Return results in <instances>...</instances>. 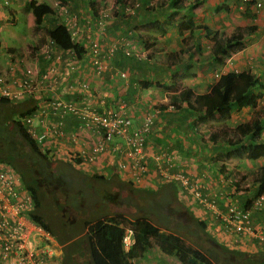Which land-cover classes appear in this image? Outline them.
Here are the masks:
<instances>
[{"label": "crops", "instance_id": "obj_1", "mask_svg": "<svg viewBox=\"0 0 264 264\" xmlns=\"http://www.w3.org/2000/svg\"><path fill=\"white\" fill-rule=\"evenodd\" d=\"M26 1L0 0V32H3L0 35V65H5L7 56L12 55L28 59L40 72L52 64L56 65L57 72L54 74L58 81L51 82L49 78L42 83L37 98L50 93L49 87L60 82L67 86L73 84L74 92L71 95L84 99L90 94L91 103L97 98L104 99L106 104L110 102L109 99L113 98L114 101L118 97L123 98L128 102L129 114L137 122L146 110L149 111L148 107L156 110L149 134L145 138L149 169L144 178L142 177V183L132 181L128 170L117 166L116 160L123 159L120 151L103 153L94 162L82 161V156L93 143L95 134L78 129V117L72 112L63 114V117L50 115L48 118L49 123L61 119L62 128L66 131L75 130L78 137L76 141L67 136L60 138L53 154L55 157L70 161L74 158L77 160L75 166L87 173H101L110 179H128L133 185L141 184L145 188L162 186L168 191L167 187L171 185L176 189L177 200L196 217L203 219L211 230H214V225L223 224L221 215L226 211L229 202L240 207L249 204L255 190L254 168L264 164V155L247 157L245 152L240 151V144L247 142L246 135L235 132L231 139H227L223 137L220 129L234 130L236 125L250 120L255 111L260 118H264V38L261 32L264 4L256 11L251 3H242L241 0H174L175 3H170L169 0H35L49 4L53 9L52 15H44L35 26L31 13L24 7ZM135 1L139 3L137 7L132 6ZM125 6H130L129 13L125 11ZM101 12L108 13V16H105L103 24L99 26L95 20ZM73 14L77 17L79 29L72 39L80 43L83 50L88 47L92 38L103 41L102 49L106 43L121 39L132 50L139 48L138 50L145 51L147 58L133 60L124 56L122 48H118L109 60L110 67L95 73L92 66L87 64L88 57L85 53L76 55L72 48L62 49L49 41L47 28L51 23L61 21L67 25ZM17 19L25 22L28 38L14 27ZM188 20L194 27H187ZM180 21L185 27L178 30L177 24ZM204 25L221 34H228L245 25L251 26V30L244 35L240 50L232 52L222 64H216L209 54L212 40L211 35L205 33L202 27ZM127 31L131 32L130 38L125 35ZM135 32L140 34V38L133 35ZM9 39L15 42L9 43ZM13 43H20L19 49ZM46 49L50 56L46 55ZM57 53L62 58L72 55L73 67L69 68L63 59L55 61L52 57ZM117 61H125L123 64L128 70L127 79L114 76L111 72L113 68H119ZM230 70H249L259 77V87L252 89L258 92L254 108L235 107L230 109L227 118L216 117L193 123V113L184 103L179 109L165 106L174 85L179 86L176 90L190 87L194 92L201 93L206 91L208 83L219 73ZM140 80L147 81L148 85L144 86ZM82 82L90 88L78 85ZM139 94L142 95L137 98ZM143 102L145 107L140 108ZM160 105H164V108ZM259 137L264 140V128ZM157 153L171 155L178 168L172 167L170 171L180 169L191 175L200 194L212 201L213 205L210 207L198 202L191 192L179 190L175 182L162 181L153 168L152 157ZM231 175L236 176L234 184H237V189L236 185L228 182ZM93 179L96 178L88 180L89 185L95 184ZM88 190L91 191L92 188L88 187ZM97 212L104 214L100 209ZM250 216L255 224L264 223V201L260 208L251 211ZM220 240L229 246L248 251L264 249V243L244 235L238 236L236 233L228 232V241L222 238ZM247 240H250L251 246L250 243L246 245ZM54 243L56 252L48 264L60 262L62 246L57 241ZM73 257L83 258V263L87 264V256ZM134 263L180 264L174 255L158 247H150L143 255L130 258V264ZM0 264L10 263L0 259Z\"/></svg>", "mask_w": 264, "mask_h": 264}, {"label": "trees", "instance_id": "obj_2", "mask_svg": "<svg viewBox=\"0 0 264 264\" xmlns=\"http://www.w3.org/2000/svg\"><path fill=\"white\" fill-rule=\"evenodd\" d=\"M171 1L174 0H169L170 3ZM138 4L136 2L132 6L137 7ZM24 7L31 13L35 26L41 22L44 15L53 14L52 7L45 2L27 0ZM126 7L125 11L129 13ZM189 21L186 23L189 25L187 27H194ZM184 25L183 22H178V30L185 27ZM202 27L207 35H211L209 54L216 64H222L230 53L240 50L244 35L251 30V26L245 25L233 29L228 34H221L205 25ZM130 33L127 31L125 35L130 38ZM47 34L57 47L72 48L76 55L83 52L82 45L71 38L68 28L61 21L52 22L47 28ZM133 35L140 38L138 32ZM121 42L116 49L122 48L124 56L133 60L147 58L143 50H132L126 45V41ZM124 48H128L129 52H124ZM123 63L117 61L116 65L125 72V77L121 79H127L128 70L124 68L126 65ZM140 82L144 86L148 85L147 81ZM259 85V77L255 73L249 70H230L219 73L208 83L206 91L201 93L194 92L190 87L172 89L165 106L171 104L174 109H179L184 103L193 113V123L205 122L216 117L227 118L231 108L242 106L254 108L258 92L252 89L258 88ZM34 101V98L17 101L0 97V160L8 162L12 169L19 172L24 185L30 191L33 201L30 217L48 230L61 244L58 264H76L74 254L87 256V264L88 262L130 264V258L143 255L152 246L153 241L159 249L174 255L180 264H264V249L248 251L216 240L209 233L206 222L192 214L177 200L176 189L171 185L167 187L168 191H165L171 198L170 203L175 202V205L167 211L168 217L178 222L192 223L195 229L189 233L198 237L196 240L202 248L190 245L179 235L160 230L149 220L138 215L127 220L126 224L134 231V242L125 250L121 243L123 234L121 224L125 223L123 216L98 214L94 208L92 210L86 207L87 202L91 204L103 200L106 203L111 198V195L105 194L93 197L92 191L88 190V187H92L88 180L96 178L107 182L110 178H105L101 173H87L69 161L52 157L46 150L38 147L18 119L34 108ZM160 106L164 108V105ZM263 128L264 118H260L255 111L250 120L236 125L234 129L236 131L228 128H221L220 131L227 139H231L235 132L246 135L247 142L240 144V151L245 152L249 158H256L264 155V140L259 137ZM115 181L123 180L116 178ZM253 181L254 196L264 192V164L254 168ZM127 183L133 192L142 191L147 194L155 192L153 189L132 187L130 181ZM49 204L56 208H50ZM54 210L59 213L52 218L50 213ZM206 237L209 239L207 246L202 244L206 240H201Z\"/></svg>", "mask_w": 264, "mask_h": 264}, {"label": "built area", "instance_id": "obj_3", "mask_svg": "<svg viewBox=\"0 0 264 264\" xmlns=\"http://www.w3.org/2000/svg\"><path fill=\"white\" fill-rule=\"evenodd\" d=\"M241 2L251 3L256 11L264 4V0H241ZM126 9L130 10V6ZM106 15L108 16V13H99L95 20L97 25L103 24ZM66 26L71 38L74 37L79 29L75 14L71 16ZM261 32L264 38V20L261 22ZM49 41L52 42L51 39ZM121 41L120 39L106 43L105 48L102 49L103 41L92 38L81 54L85 53L88 57L87 64L92 66L95 73H100L104 68L110 67L109 60L114 50L121 45ZM45 51L46 55L50 56L48 49ZM124 52L128 53V48H124ZM52 58L55 61L63 59L69 68L73 67L72 55L62 58V55L57 53ZM55 72L57 67L54 64L40 72L28 59L20 55L7 56L5 65H0V97L17 101L27 98L35 100L34 108L21 117L25 132L37 142L39 147L54 153L60 138L67 136L70 140L76 141L78 137L75 130L66 131L62 128L61 119L49 123L48 118L50 115L63 117V114L72 112L78 117V129H85L88 133L95 134V139L88 151L83 154L82 161L94 162L103 153L120 151L123 159L116 160L117 166L125 167L132 181L142 183V177L144 178L149 169L145 135L150 130L156 110L148 107L149 111L146 110L141 120L137 122L129 114L128 102L123 98L118 97L114 101L113 98L109 99L110 102L107 104L104 99L97 98L91 103L90 94L84 99L71 95L74 92L73 84L67 86L60 82L48 86L50 93L37 98L42 83L49 78L51 82L58 81ZM111 72L119 78L125 77L124 70L120 68H113ZM78 85L82 88H90L85 82ZM168 108H172V105L168 104ZM152 158L153 168L162 181L175 182L179 190L191 192L198 202L205 206L213 205L212 201L200 194L191 175L180 169L175 172L170 171V168L177 167L171 155L157 153ZM71 162L76 164L77 160L73 158ZM235 181V176L228 177L229 183L234 184ZM263 201L264 195L259 193L246 207L229 202L226 211L221 215L223 227L238 236L244 235L264 243V223L255 224L250 216L251 211L260 208ZM32 209L31 194L24 186L20 175L6 162L0 160V259L3 261L8 260L10 264H48L56 252L55 238L30 217ZM122 242L126 248L132 244L131 227H125Z\"/></svg>", "mask_w": 264, "mask_h": 264}, {"label": "rangeland", "instance_id": "obj_4", "mask_svg": "<svg viewBox=\"0 0 264 264\" xmlns=\"http://www.w3.org/2000/svg\"><path fill=\"white\" fill-rule=\"evenodd\" d=\"M9 25H13V24H9ZM24 25H25L24 21L19 22V20L17 19L16 25L14 27L17 28V30H20V32L26 35L25 37L28 38V31L25 30ZM1 34H3V32H0V35ZM4 37L7 39V36ZM12 41L14 40H10V39L8 40L9 43ZM13 44L16 45V47L19 49L20 43H13ZM178 87H179L178 85H174L173 89H176ZM140 95L142 94L137 95V98H139ZM137 102L138 100L136 101V103ZM143 106L145 107V102L141 103L139 107L141 108ZM148 134L149 132L145 135V138ZM115 179L116 177H112L111 179H108L107 182L93 179L94 180L93 182L95 183L91 187L93 197H101L105 194L106 196L111 195V198L108 199L106 203L103 200L102 202L96 201L91 204L87 202L86 207L92 210L100 209L102 212H104L105 215L120 214L123 216L125 223H127V220H130L133 217L141 215L147 220H149L152 224L156 225L160 230H164L166 232H171L173 234L179 235L183 237L184 240L190 245H196L202 248V245L199 244V242L196 240L198 237H195L194 235H191L189 233V231L195 229L194 227H192L193 226L192 223H187L186 221L178 222V220H173L168 217L167 211H169V209H171V207L175 205V202L170 203L171 198L163 187L158 186V188L156 187L153 188V190L155 189L154 190L155 192L152 194L143 193L142 191L133 192V190L130 188L129 184L127 183V180L117 182L115 181ZM238 180L240 181V179ZM130 185H132V187L135 188H139L141 186V185H133L132 183ZM158 189L160 190L158 191ZM112 198H116V199H112ZM49 207L52 209L56 208L55 206H52V204H49ZM53 213L55 215H53ZM58 213L59 212L54 210V212H51L50 214L52 218H54ZM213 228L216 229L217 231L211 230V228L209 227L207 228L209 233L219 242L228 245L226 242L220 240V238H222L228 241V231L223 227V225L222 224L221 225L219 224L218 226L214 225ZM201 240L203 241L206 240V242H202V244L206 246L208 245V241H209L208 237H206L205 239L201 238ZM246 242H247L246 245L250 243L251 246L250 240H247ZM151 247L157 248L158 246L153 241ZM73 256H77V255L74 254ZM75 261L76 264H86L83 263V258L80 257L78 259L76 258Z\"/></svg>", "mask_w": 264, "mask_h": 264}, {"label": "clouds", "instance_id": "obj_5", "mask_svg": "<svg viewBox=\"0 0 264 264\" xmlns=\"http://www.w3.org/2000/svg\"><path fill=\"white\" fill-rule=\"evenodd\" d=\"M231 54V53H230ZM3 98V97H2ZM11 100V99H10ZM24 116V115H23ZM22 117V116H21ZM21 117H19L18 119H19V121H21ZM21 124H22V122H21ZM28 134V133H27ZM36 142V141H35ZM37 143V142H36ZM38 145V144H37ZM38 147H39V145H38ZM41 150H46L48 153H50V155H52V157H54V158H58V157H55L53 154V152H51L50 150H47V149H42L41 147H39ZM61 159V158H60ZM64 160V159H63ZM3 161V160H2ZM65 161H68V160H65ZM4 162H6V161H4ZM69 162H71V161H69ZM7 164H8V162H6ZM72 163V162H71ZM73 164V163H72ZM8 165H10V164H8ZM74 166H75V164H73ZM76 168H79V167H76ZM79 169H81V168H79ZM15 170V169H14ZM16 171V170H15ZM84 171V170H83ZM17 172V171H16ZM18 174H19V172H17ZM20 175V174H19ZM235 176V175H234ZM236 177V176H235ZM20 178H21V176H20ZM21 180H22V178H21ZM123 180H127V181H130V180H128V179H123ZM23 182V181H22ZM131 182V181H130ZM132 183V182H131ZM167 183H172V182H167ZM24 184V183H23ZM141 185V184H140ZM25 186V185H24ZM26 187V186H25ZM137 187V186H136ZM139 187V186H138ZM140 187H142V186H140ZM143 188H145V187H143ZM156 188H158V186L156 187ZM147 189H152V188H147ZM155 190V189H154ZM30 192V191H29ZM31 194V193H30ZM32 198V197H31ZM121 226H123V232H124V230H125V227H131L129 224H126V223H122L121 224ZM207 226V225H206ZM132 228V227H131ZM207 228H208V226H207ZM132 230H133V228H132ZM215 230V229H214ZM123 235V234H122ZM54 237V236H53ZM55 238V237H54ZM55 240H56V238H55ZM57 241V240H56ZM58 242V241H57ZM133 242H134V231H133ZM133 242H132V244L128 247V248H126L125 247V245L123 244V242H122V237H121V243H122V245L124 246V249L125 250H128L132 245H133ZM59 243V242H58Z\"/></svg>", "mask_w": 264, "mask_h": 264}]
</instances>
